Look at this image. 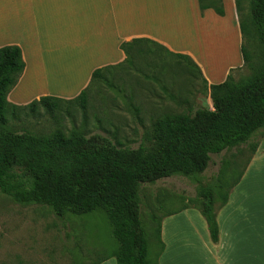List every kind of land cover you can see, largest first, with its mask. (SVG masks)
I'll use <instances>...</instances> for the list:
<instances>
[{"label": "trees", "instance_id": "1", "mask_svg": "<svg viewBox=\"0 0 264 264\" xmlns=\"http://www.w3.org/2000/svg\"><path fill=\"white\" fill-rule=\"evenodd\" d=\"M241 1L233 0L235 14ZM245 1L247 16L236 18L238 31L240 38L248 33L249 27L253 31L261 47L260 66L253 75L235 82L228 75L217 84L207 85L202 79L211 109L199 107L190 114L165 113L155 118L145 137L149 144L136 148L123 147L115 138L98 134L64 135L54 131L50 135H36L11 130L7 126V110L14 117L21 110L34 115L37 107L53 114L59 111V103H65L64 113L69 112L68 105H75L84 118L89 84L105 80L102 72L112 67L92 71L88 85L72 99L41 96L24 106H15L7 102L6 96L16 84L24 63L18 47H0V194L17 204L44 206L58 218L95 210L104 212L117 243L112 254L115 264H157L162 250L160 221L183 209L197 210L210 241L216 243V211L226 203L229 190L238 182L264 136V0ZM196 3L200 12L211 9L216 15H223L221 0H196ZM128 45H120L125 60L132 50L139 52ZM239 53L242 62H246L241 42ZM172 56L183 59L189 70L200 75L187 56ZM244 143L249 148V157L227 188L197 186V206L169 211L157 220L154 234L157 251L148 257L139 220L140 184H152L175 175L196 179L206 169L210 155ZM213 195L220 197L216 207ZM150 219L156 220L155 215L150 214Z\"/></svg>", "mask_w": 264, "mask_h": 264}, {"label": "rangeland", "instance_id": "2", "mask_svg": "<svg viewBox=\"0 0 264 264\" xmlns=\"http://www.w3.org/2000/svg\"><path fill=\"white\" fill-rule=\"evenodd\" d=\"M181 2L183 0L171 1V25L170 29H165L172 47L190 50L214 80L220 78L227 64L233 68L227 74L233 82L253 75L261 64V47L249 27L248 33L239 39V46L241 42L247 54L246 62L240 64L237 30H234L231 21L232 17L236 21V18L239 20L247 16L246 1L240 2L239 12L235 14L233 0H221L225 7L223 15L210 11L201 21L198 18L202 12L197 9L195 0H187V4L179 6ZM192 3L198 22H193L191 32L181 27L182 33L176 28L181 24L177 23L178 10L183 17L191 20L194 17ZM135 49L139 52L132 50L127 60L102 72L105 80L97 79L89 84L84 118L75 105H68L71 108L64 113L63 107L67 105L59 103V111L53 114L37 107L34 115L21 110L14 117L7 110V126L16 132L29 131L36 135H50L54 131L64 135L98 134L115 138L123 147L136 148L140 144H149L145 137H148L155 118L165 113L190 114L199 107L211 109L202 77L189 70L183 59L161 48L138 45ZM247 143L210 155L206 169L196 179L175 175L152 184H140L139 220L148 257L156 247L154 234L157 220L169 211L197 206V186L207 185L212 189L219 185L221 189L227 188L249 157ZM261 143L264 151V139ZM218 174L220 176L216 178ZM246 179L254 184L250 188L264 194V153L249 169ZM213 196L216 207L220 197ZM150 214L155 215L156 220L152 221ZM183 224L186 225L182 221L178 223ZM111 230L106 215L99 210L58 218L44 206L17 204L0 194V264L101 262L113 258L117 248Z\"/></svg>", "mask_w": 264, "mask_h": 264}, {"label": "crops", "instance_id": "3", "mask_svg": "<svg viewBox=\"0 0 264 264\" xmlns=\"http://www.w3.org/2000/svg\"><path fill=\"white\" fill-rule=\"evenodd\" d=\"M171 1L0 0V47H18L24 63L6 96L7 102L24 106L41 96L72 99L88 85L92 71L124 61L125 53L120 48L123 43L130 48L142 45L187 56L207 85L222 82L233 69L231 65L227 64L220 78L214 80L190 50L172 47L165 34L171 25ZM186 2L183 0L179 6ZM193 6L194 3L192 15L196 13ZM210 11H202L198 20ZM195 18L196 15L189 20L178 10L177 23L181 24L176 28L183 33L184 26L191 32L193 22H198ZM231 21L239 46L237 22L234 17ZM263 139L264 136L238 182L229 190L226 203L216 211L217 242L210 241L197 210L183 209L160 221L162 250L157 264H264V194L250 188L254 184L246 179L249 169L264 153ZM177 219L186 225H178ZM154 251L157 248L151 256ZM97 264L115 261L106 258Z\"/></svg>", "mask_w": 264, "mask_h": 264}]
</instances>
